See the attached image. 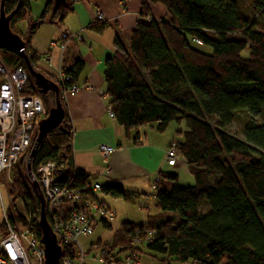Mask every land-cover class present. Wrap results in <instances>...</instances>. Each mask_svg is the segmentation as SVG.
<instances>
[{
	"label": "trees",
	"instance_id": "obj_1",
	"mask_svg": "<svg viewBox=\"0 0 264 264\" xmlns=\"http://www.w3.org/2000/svg\"><path fill=\"white\" fill-rule=\"evenodd\" d=\"M32 1L36 0H21L16 9L19 0H4L3 10L6 16L12 14L10 30L24 42L33 65L31 38L43 24L61 25L82 0L61 6L45 0L35 19L29 17ZM250 2L254 16L247 20L233 7H225L224 0H148L163 6L166 16L149 19L146 4L127 44L115 33L113 56L105 60L103 74L115 122L133 145L140 143V128L151 126L162 134L171 123H183L185 130L175 132L173 144L193 183L182 187L176 174L159 172L152 191L158 212L147 214L143 224L122 223L111 242L103 245L104 254L117 249L116 258L137 237L138 245L158 264L172 259L188 264H264V121L258 124L253 118L264 110V0ZM23 22L24 36L17 31ZM108 26L94 21L89 29L101 34ZM0 64L12 71L22 61L16 53L0 50ZM60 68L63 83L36 69L59 86L64 118L43 140L31 172L37 180V167L54 162L53 185L81 190L90 183L73 165V133L62 96L77 85L84 63L78 58ZM27 89L44 102L50 97L47 110L53 106V95L39 94L30 79ZM237 119L242 139L227 132ZM6 186L13 198L5 211L9 225L15 230L28 228L39 242L40 203L27 176L25 154L12 166ZM99 191L125 202L137 197L114 185L100 186ZM94 194L83 193L81 204L97 201ZM17 200H22L24 215L14 205ZM202 206L205 214L199 212ZM100 223L111 230L110 224ZM0 231L5 232L4 223ZM148 233L150 240L145 241Z\"/></svg>",
	"mask_w": 264,
	"mask_h": 264
},
{
	"label": "crops",
	"instance_id": "obj_2",
	"mask_svg": "<svg viewBox=\"0 0 264 264\" xmlns=\"http://www.w3.org/2000/svg\"><path fill=\"white\" fill-rule=\"evenodd\" d=\"M146 4L150 10L149 19L159 21L166 16V10L163 6L159 4L150 5L148 0H130L124 7L119 5L118 0H82L73 5L72 12L65 17L61 25H53L57 30L51 34L45 45L39 48L32 39L29 43L30 54H35V57L36 55L49 56L50 61L48 63L53 64L57 74L56 78L59 77L61 63H69L81 58L84 69L77 83L79 90L74 96L64 99L73 133V165L75 169L86 174L89 183H95L99 186H119L129 193L135 194L137 197L132 202L127 203H134L137 200L143 210H147L148 202H154L151 186L159 172L176 174L179 183V175L174 171V168L180 167L183 171H187L181 158L177 165L172 167L168 166L165 161V152L171 144L177 141L175 136L177 131L173 133V129L169 130L170 125L162 134H158L151 126H149V130H145L144 127L138 129L140 143L133 145L131 137H126L123 129L107 113L108 97L105 94L103 81L104 62L113 56L112 42L115 33L118 32L122 41L127 44L129 33L135 24L141 20V8ZM43 7L44 4L37 9L35 13L37 17L42 13ZM98 12L103 16L102 22L109 25L101 34H95L89 29L94 22L95 14ZM32 15L33 12L30 7L29 17L34 19ZM65 31L73 35L65 50L62 52L58 48H51L50 42L57 40L60 34ZM99 145L115 148L113 154L108 157L106 164L98 151ZM187 183H193L189 173ZM97 192L94 194L96 200L104 204L114 214L115 220L112 202L107 199H98ZM12 199L8 196L7 188L0 183V226L3 223V211L6 210ZM14 205L18 212L24 215L22 201L17 200ZM154 210L149 215L158 212L156 208ZM146 215L141 219H131L132 217H124L123 215L124 218L118 223L113 224L112 222L110 224L111 230L104 229L100 222H96L94 228L97 223H100L103 230L111 233L108 238L101 237L95 242L89 241L93 234L87 238L81 237L86 242L85 246L81 244L84 252L89 253L96 250L99 254L103 253V245H108L111 242L114 231L118 230L122 223L143 224ZM139 248L140 264L157 263L154 258L147 254L145 248L141 246ZM117 251V249L114 250L111 255H115ZM116 259L119 260V255H116Z\"/></svg>",
	"mask_w": 264,
	"mask_h": 264
},
{
	"label": "built area",
	"instance_id": "obj_3",
	"mask_svg": "<svg viewBox=\"0 0 264 264\" xmlns=\"http://www.w3.org/2000/svg\"><path fill=\"white\" fill-rule=\"evenodd\" d=\"M129 1L118 0L119 5L123 7ZM94 21L102 22V14L99 12L95 14ZM72 38L73 35L65 31L57 40L50 42V47L63 52ZM43 60L48 63L49 56H44ZM29 79L23 64L12 71L0 64V176L8 173L17 159L30 149L38 123L47 115L46 102L40 96L27 93ZM57 79L59 83H63L64 76L61 70ZM78 90L77 85H72L63 91V99L74 96ZM107 113L114 119L109 106ZM98 151L106 164L115 148L99 145ZM165 161L170 167L177 165L175 144H171L165 152ZM56 169L57 165L54 162H46L37 167L36 174L45 202L47 222L62 251L58 264H84L85 252L78 239L91 236L96 222L103 220L111 224L114 214L97 201H84L83 205L81 204V195L99 191L98 184L90 183L81 190L53 185V174ZM155 189L156 185L153 184L151 191ZM66 205H81L82 208L73 210L71 207L65 208ZM3 223L5 232H0V264H31L30 256L35 259V264H44L43 246L33 232L28 228L13 229L7 221L5 211ZM150 235L151 233L147 234L145 241L150 240ZM138 244L137 237L133 238L129 250L119 260L114 255H106L104 252L99 254L97 260L102 264H140L135 249L136 246H140Z\"/></svg>",
	"mask_w": 264,
	"mask_h": 264
},
{
	"label": "rangeland",
	"instance_id": "obj_4",
	"mask_svg": "<svg viewBox=\"0 0 264 264\" xmlns=\"http://www.w3.org/2000/svg\"><path fill=\"white\" fill-rule=\"evenodd\" d=\"M30 4H31L30 5L31 10L33 12L32 17L35 19L37 17L35 14L37 9H39L40 6H43V4H45V2H44V0H36V1H32ZM224 4H225V7H233L234 10L238 14H240L244 19L250 20L254 16L250 0H224ZM263 26H264V24H263ZM56 30H57L56 27H54L53 25L43 24V26L40 27V29L36 32V34L31 39L33 40V43L36 46L41 48L43 45H45L49 41L51 34ZM17 31L19 32V34L24 36L25 32H26V24L24 22L18 24L17 25ZM203 51L208 52L207 49H204ZM29 53H31V52H29ZM30 55H32V54H30ZM33 56L35 57V54ZM33 63H34L33 66L35 69L41 71L43 74H45L47 76L51 75L52 77L56 78L57 74H56V70L53 68V64L45 62L43 60V57L36 55ZM30 80L32 81L31 78H30ZM47 100L48 101L46 103L48 106H50V104H51L50 97ZM239 117L242 118L241 116H239ZM248 117L251 118L249 114H248L247 118ZM253 118L255 121H257L258 124H261V122L264 121V110L257 117H253ZM144 128H145V130H149V126L144 127ZM169 128H170L169 130L173 129V133L177 130H185L183 123H181L180 125L176 124V123H171ZM240 129H242L241 128V121H239L237 119L233 122V124L231 125L230 129H228L227 132H229L230 134H232L234 137H236L238 139H242ZM239 130H240V134L238 133ZM28 154H29V151L25 153L26 160H27ZM180 158L181 157L179 155H177V161L178 162H179ZM10 171L8 173H4L3 175L0 176V183H2L6 188H7L6 184H8L10 182ZM174 171H176V173H178V175H179L178 185L184 187V186H188L189 184H191V183H187V179H188L187 171H185V170L183 171V169H181L180 167L174 168ZM96 196L98 199H107L108 201L112 202V205H113L112 209L115 211V216H116L115 220H113V224L118 223L120 220H122L126 216L132 217L131 219H141L146 214H152L155 211L154 210L155 209L154 202H150V203L148 202L147 203L148 204L147 210H143L142 208H140V204H139V202H137V200L136 201L134 200L135 201L134 203H127L121 199H113L110 197H105L99 191L96 193ZM10 203H11V201H10ZM10 203H9V205H10ZM8 206H7V208H8ZM199 212H200V214H205L207 212V208L205 206H202L200 208ZM123 215H124V217H123ZM110 233L111 232H109L107 230H103L101 227V224L97 223L95 228H94L93 235L89 238L90 239L89 241L95 242V241H97V239H99L101 237L102 238L103 237L108 238V235H110ZM83 238H86V237H83ZM78 241L80 244H83L85 246L86 242L81 237L78 239ZM98 257H100V256H99L98 251H96V250H92L89 253L85 252L84 264H102V263L98 262V260H97ZM120 258H121V255H119V259ZM30 262H31V264H35V259L31 256H30ZM156 264H158V263H156ZM169 264H188V263H180V262H177L174 259H172L169 261Z\"/></svg>",
	"mask_w": 264,
	"mask_h": 264
},
{
	"label": "water",
	"instance_id": "obj_5",
	"mask_svg": "<svg viewBox=\"0 0 264 264\" xmlns=\"http://www.w3.org/2000/svg\"><path fill=\"white\" fill-rule=\"evenodd\" d=\"M69 0H54L57 6H61ZM21 0L16 7H19ZM4 0H0V50L16 53L24 65L32 83L39 94L47 96L52 94L54 98L53 106L48 108L47 115L38 123L37 132L29 149V154L26 160L27 176L37 193L40 203L38 227L40 231V244L43 246L44 264H58L62 256V251L57 243L54 234L47 222L45 215V202L37 180L31 172V164L36 157L38 149L41 147L43 140L46 138L50 130L59 127L64 118V110L60 103V89L57 84L46 78L38 72L31 64L26 52L25 44L22 39L14 34L9 27L12 14L6 16L3 10Z\"/></svg>",
	"mask_w": 264,
	"mask_h": 264
}]
</instances>
